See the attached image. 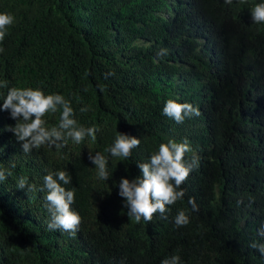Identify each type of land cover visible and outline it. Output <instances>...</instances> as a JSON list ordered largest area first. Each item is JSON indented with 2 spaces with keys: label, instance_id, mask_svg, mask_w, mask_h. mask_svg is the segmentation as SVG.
I'll return each mask as SVG.
<instances>
[{
  "label": "trees",
  "instance_id": "1",
  "mask_svg": "<svg viewBox=\"0 0 264 264\" xmlns=\"http://www.w3.org/2000/svg\"><path fill=\"white\" fill-rule=\"evenodd\" d=\"M261 2L0 0V12L14 16L0 42V81L61 94L80 125L100 129L95 142L25 154L5 130L17 121L2 110L8 88H0V167L11 172L0 182V264H161L172 255L180 264H264L251 247L264 243V24L251 17ZM169 99L201 114L178 124L163 114ZM44 119L52 127L59 112ZM117 132L141 141L127 160L105 152ZM185 138V159L199 160L181 185L185 196L150 223L132 222L120 179L141 175L137 163L161 143ZM89 152L108 157V181L97 179ZM58 170L72 177L62 186L75 188V237L47 227L40 189ZM20 177L36 190L18 189ZM179 210L190 222L177 228Z\"/></svg>",
  "mask_w": 264,
  "mask_h": 264
},
{
  "label": "clouds",
  "instance_id": "2",
  "mask_svg": "<svg viewBox=\"0 0 264 264\" xmlns=\"http://www.w3.org/2000/svg\"><path fill=\"white\" fill-rule=\"evenodd\" d=\"M246 3L247 0H239ZM225 4L231 5L233 0H224ZM253 23L264 24V2L257 3L251 9ZM14 24V16L7 12H0V42H3L8 28ZM4 49L0 47V53ZM167 53L161 49L157 56ZM0 88H8V81H0ZM103 91V87H101ZM79 100V97H77ZM90 105L82 107L80 111L86 113ZM2 110L8 111L10 117L16 120L15 126H8L5 130L12 132L17 141L22 144V151L25 154L33 149H40L42 146L55 147L57 151L67 147L69 140L79 145L86 138L90 137L93 142L97 139L96 126L84 127L74 118V110L71 101L65 99L61 94L45 95L40 88H8L7 95L3 99ZM59 112L58 124L48 127L45 116L55 115ZM163 114L176 123H183L186 118L199 116L200 110L191 103H180L169 99L163 107ZM140 139L124 133L117 132L113 144L105 149L113 158L127 160L132 156L134 148L140 146ZM0 148V153L3 152ZM191 146L187 138L181 142L169 139L167 143H161L158 150L150 155L147 162L137 163L141 175L133 179L121 178L119 181V196L124 200V207L128 209L127 216L134 223H150L153 216L159 212L165 214L168 206L174 205L185 196L181 188L183 182L190 173L198 167L199 160L195 155L186 160L185 155L191 152ZM88 159L95 165L96 177L102 181H108L112 174L108 171V157L100 152L94 155L89 152ZM15 167V165H13ZM11 172L0 167V182H3ZM72 177L66 170L49 172L43 177V188L46 191L45 208L50 219L47 227L49 230H61L75 237L82 218L78 212L72 210L75 202V188L67 190L62 185L71 184ZM17 188L27 192L35 191V185L30 184L27 177H20ZM188 203L192 211H198L194 198ZM190 217L186 210H179L174 218L177 228L188 225ZM258 235L264 237V227ZM252 248L257 249L261 256H264V243L253 242ZM161 264H180V256L172 255L161 261Z\"/></svg>",
  "mask_w": 264,
  "mask_h": 264
}]
</instances>
